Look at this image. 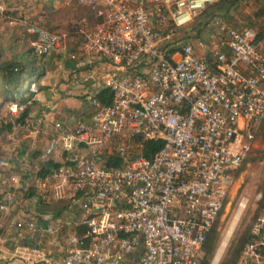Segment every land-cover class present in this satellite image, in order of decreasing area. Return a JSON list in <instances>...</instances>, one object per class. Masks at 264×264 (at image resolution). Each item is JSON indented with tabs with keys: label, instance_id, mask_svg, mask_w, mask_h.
<instances>
[{
	"label": "built area",
	"instance_id": "1",
	"mask_svg": "<svg viewBox=\"0 0 264 264\" xmlns=\"http://www.w3.org/2000/svg\"><path fill=\"white\" fill-rule=\"evenodd\" d=\"M61 1L95 8L102 18L94 25L80 21L83 38L75 50L67 48L66 32L34 19L38 0H0V19L16 12L36 36L37 54L68 52L82 79L101 81L113 97L103 103L91 89L86 115L71 129L53 123L37 156L33 148L29 162L0 158L3 186L21 192L35 186L49 192V202L81 204L60 256L34 234L15 244V254L32 264H202L264 121V32L220 20L199 52L189 41L191 25L219 0ZM30 90V106L42 101L35 82ZM26 106L14 103L10 111L19 116ZM145 141L163 146L149 158ZM12 188L2 192V212L17 203ZM20 227L32 231L37 223ZM46 231L61 234L64 227L50 224ZM250 235L237 264H264V203Z\"/></svg>",
	"mask_w": 264,
	"mask_h": 264
},
{
	"label": "crops",
	"instance_id": "2",
	"mask_svg": "<svg viewBox=\"0 0 264 264\" xmlns=\"http://www.w3.org/2000/svg\"><path fill=\"white\" fill-rule=\"evenodd\" d=\"M250 3L253 6L262 5L260 0H241L239 6L232 10L233 19L226 20V22L239 30L246 28H257L259 30L264 25V19L255 16L253 11L248 8ZM77 5V3H74L73 5L66 6L61 0H38L37 12H34L33 16L34 19L45 23V13L48 12L50 14L46 17L50 21L51 26L57 27V30H64L62 28L66 24L73 22L75 18L77 19L82 15L77 14L75 10ZM241 6H244L242 8H247V10L244 12L240 11ZM198 50L199 52L202 51L201 49ZM67 53H54L45 57L46 75L41 80L42 89H39L42 101L36 102L34 104L36 106L33 105L34 107H32L28 118V121H30L29 125L37 129L34 131L30 130L26 139L35 138L34 140L36 141V139L39 140L40 136L43 137L44 134H47L46 140L48 141L53 132V123L58 121L68 129L73 128L78 118H83L89 109L86 100L88 91L91 89L98 91L103 86L101 81L94 83L85 82L82 79L81 73L74 70L72 63L67 58ZM45 135L44 137H46ZM19 147H17L12 156L29 162L31 160V153H29L31 152V147L29 149H27V146ZM19 171H22V169H19ZM24 171H22L23 174ZM1 181L0 193L6 188H20L17 185L3 186V182L1 184ZM67 200H52L45 204L36 197H30L25 202L26 205L25 203L22 204L23 209L18 211V216L13 217L8 226V231L12 234L11 237L8 236L10 241H25L29 234V240H31V235L34 234L35 237L42 239V244L51 254L60 256L62 254L63 237L75 232V223L80 219L81 204L71 202L70 199ZM18 207L16 203L9 211L3 212L4 218H6L3 219L4 224H8L7 216H10ZM47 215L52 216V220L45 219ZM33 218L37 223V227L34 230L30 231L25 229V227H20L22 222L27 223L28 220L31 221ZM50 224H54L55 226L62 225L64 227L63 233L54 234L47 232L46 228ZM17 242L19 241L10 242L6 246L0 244V264H32L24 258L17 257L15 252H12L11 246Z\"/></svg>",
	"mask_w": 264,
	"mask_h": 264
},
{
	"label": "trees",
	"instance_id": "3",
	"mask_svg": "<svg viewBox=\"0 0 264 264\" xmlns=\"http://www.w3.org/2000/svg\"><path fill=\"white\" fill-rule=\"evenodd\" d=\"M240 2L241 0H219L210 7L218 6L219 9L226 8L224 18L226 20H230L232 18V14H230L231 9H236ZM260 2H262V5L259 6V9L256 10L254 14L257 18L264 19V0H260ZM77 9L79 10L78 15L82 14V17L80 16L77 19L75 18L73 24L72 22H69L67 26L64 27L66 28L67 34L66 45L68 40L73 41V44L67 45V48L70 50H75L83 38L82 33L79 31V27L81 23L80 21L84 17L87 18L92 25L102 20L101 17L97 16L95 8L78 4ZM9 14L10 12L6 13L1 18V20H4V18L8 17ZM49 14L50 13L48 12L45 13L46 16H49ZM46 16L45 23H42L46 29L50 31L64 32L62 30H57V27L51 26L50 21ZM19 25L20 24H15V26H11L10 37L7 39H2L3 42H0V135L6 131H9L16 124L21 125L28 122L27 117L30 116L32 109V106H30L28 103L34 99V92L30 90V84L35 82L38 86V89H42L41 80L46 75L45 56L37 54L33 46V41L35 40L36 36L27 32V30L24 29L22 25ZM263 32L264 25L260 27L259 34H262ZM112 97L113 92L109 87H103L96 93V98H98L103 103L111 102ZM11 103H27V106L19 116H14L10 111ZM257 135H262L264 137V121H262L260 128H258L256 137ZM162 146L163 143L161 141H145V156L152 158L154 154L162 148ZM34 155L37 156L38 153L35 152ZM248 158L249 156L247 159ZM247 159L239 168L238 172L243 169ZM44 172L46 171L42 170V173ZM22 193L25 197H37L45 204L49 202L47 200L49 192H44L35 186L30 187L28 190ZM250 228H247L243 235H241L237 240L233 241L221 264H237L244 244L251 238ZM83 230V227H79L77 229L78 234H81ZM219 236L220 232L218 229V222L216 221L204 246L205 256L202 264H211Z\"/></svg>",
	"mask_w": 264,
	"mask_h": 264
},
{
	"label": "rangeland",
	"instance_id": "4",
	"mask_svg": "<svg viewBox=\"0 0 264 264\" xmlns=\"http://www.w3.org/2000/svg\"><path fill=\"white\" fill-rule=\"evenodd\" d=\"M242 7L244 6L240 7L241 8L240 11L244 12L247 10V8L244 9ZM248 8L252 10L253 13H255V11L259 9V5L253 6L250 3V6H248ZM225 9L226 8L219 9L218 6L210 7L206 9L201 15H199L194 20V22L191 25L192 29L194 30L193 36L189 39V41L196 47V49H202L203 46H206V44H211V41L215 36L214 34L216 30L215 29L216 22L220 20L226 21V19L224 18V14L226 12ZM75 10L78 14L79 10L77 8ZM232 10L233 9H231L230 14L232 13ZM35 12H37V10ZM13 17H16L18 20L16 22H13L11 20V18ZM6 18H4V20L0 19V42H3L2 39L5 38L7 39L8 37H10L11 26H15V24H20L24 27V29H26L25 25H23L20 22V20L23 17L17 15L16 12L10 13L9 16ZM65 26H67V24ZM63 29L64 30L62 31L65 32L66 28ZM254 29L258 30L257 28ZM71 44H73V41L68 40L67 45H71ZM13 104L14 103H11L10 106H12ZM31 106L34 107L36 105L34 106L31 105ZM29 122L30 121L24 123L23 125L25 126L23 128H19V129L11 128L9 131H6L0 135V158L12 156L14 151L17 150V147L19 146H20L19 148L23 146H27V149L31 147V150L35 148V152L37 153H39V151L45 147V145L47 144V140H46L48 137L47 134L46 135L44 134L46 137H44V135L43 137L40 136L39 140L36 139V141L34 140L35 138L26 139L28 138L30 130L34 131L37 129V128H32L31 125H29L30 124ZM12 191L16 195V200L19 207L16 209V211H13L10 216H7L8 224L3 223V219L6 218H4L5 216L4 213L0 211V240H1L0 244L6 246L10 242L19 241L16 244L21 246L22 244L25 243L24 240L10 241L8 236L11 237L12 234L9 233L8 226L10 225L12 218L16 217L18 211H20V209L21 210L23 209L22 204H24L30 197H25L23 193L17 188H12ZM1 194L2 193H0V199L2 197ZM263 203H264V137L262 135L259 136L257 135L255 146L251 154L249 155V158L245 162L243 169L236 174L235 185L226 199L225 206L218 219L219 221L217 220L220 236L211 260V264H213V261L218 251L220 250L222 243L224 242L226 236L228 235L226 244L220 253L221 256H219V260L216 263V264H221V262L227 255L228 249L230 245L233 243V241L237 240L241 235H243V233L247 228L251 227L255 217L260 211V208L263 206ZM15 249H16L15 243H13V245L11 246L12 252H15Z\"/></svg>",
	"mask_w": 264,
	"mask_h": 264
},
{
	"label": "bare ground",
	"instance_id": "5",
	"mask_svg": "<svg viewBox=\"0 0 264 264\" xmlns=\"http://www.w3.org/2000/svg\"><path fill=\"white\" fill-rule=\"evenodd\" d=\"M228 233H229V232H228ZM227 238H228V235L226 236L224 242L222 243V246H221L220 250L218 251V253H217L216 257H215V259H214V261H213V264H216L217 261L219 260V256H221L220 253H221L222 249L224 248V246H225V244H226Z\"/></svg>",
	"mask_w": 264,
	"mask_h": 264
}]
</instances>
